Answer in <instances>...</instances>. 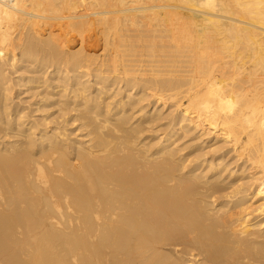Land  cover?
<instances>
[{
    "label": "bare ground",
    "instance_id": "1",
    "mask_svg": "<svg viewBox=\"0 0 264 264\" xmlns=\"http://www.w3.org/2000/svg\"><path fill=\"white\" fill-rule=\"evenodd\" d=\"M0 264H264V0H0Z\"/></svg>",
    "mask_w": 264,
    "mask_h": 264
},
{
    "label": "rangeland",
    "instance_id": "2",
    "mask_svg": "<svg viewBox=\"0 0 264 264\" xmlns=\"http://www.w3.org/2000/svg\"><path fill=\"white\" fill-rule=\"evenodd\" d=\"M97 47H98V49H100L99 51L102 50V46H101V44H99V46H97Z\"/></svg>",
    "mask_w": 264,
    "mask_h": 264
}]
</instances>
